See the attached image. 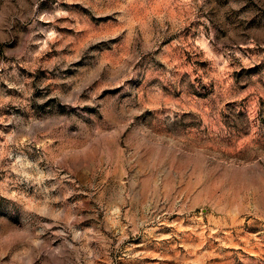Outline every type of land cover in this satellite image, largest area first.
I'll list each match as a JSON object with an SVG mask.
<instances>
[{"label": "rangeland", "instance_id": "obj_1", "mask_svg": "<svg viewBox=\"0 0 264 264\" xmlns=\"http://www.w3.org/2000/svg\"><path fill=\"white\" fill-rule=\"evenodd\" d=\"M0 264H264V0H0Z\"/></svg>", "mask_w": 264, "mask_h": 264}]
</instances>
